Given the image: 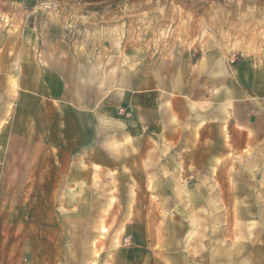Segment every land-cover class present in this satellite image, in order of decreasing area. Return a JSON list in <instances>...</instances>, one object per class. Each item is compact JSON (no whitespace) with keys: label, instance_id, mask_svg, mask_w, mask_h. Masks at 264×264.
Wrapping results in <instances>:
<instances>
[{"label":"rangeland","instance_id":"1","mask_svg":"<svg viewBox=\"0 0 264 264\" xmlns=\"http://www.w3.org/2000/svg\"><path fill=\"white\" fill-rule=\"evenodd\" d=\"M159 62L229 114L228 152L185 126L142 151L130 102ZM81 76L118 162L50 150L82 130ZM0 264H264V0H0Z\"/></svg>","mask_w":264,"mask_h":264},{"label":"crops","instance_id":"2","mask_svg":"<svg viewBox=\"0 0 264 264\" xmlns=\"http://www.w3.org/2000/svg\"><path fill=\"white\" fill-rule=\"evenodd\" d=\"M162 65L163 63L159 62L153 71L150 70V67L144 68L141 93L135 94L136 96L132 97L134 100L130 102L134 112L133 117L140 119L143 126L147 128L143 139L142 151L144 152L148 147H152L151 141L158 143L159 148L163 146V139L176 145V137L183 135V127L185 126L184 136H191L187 137L190 140V144L196 142L203 144V142H215L216 140L221 143V152H228L232 133L229 114H215L213 110L211 112L208 108L211 104L207 98L208 95L204 94L206 91L202 93L197 87L192 86V78H188V85L181 86V89L173 87L174 73L168 72ZM82 70L83 68L81 67L80 71ZM83 71L86 73L87 69ZM83 77L81 76L79 79V87L85 90L91 89L92 84H89L86 77ZM127 87H131V85L129 84L128 86L127 84ZM88 92L91 95L90 98L79 105V111H81L79 115L81 119L80 125L82 128V130L80 129V134H73V139H71L72 134L70 133L61 135L59 130L55 131V133L52 131V138L48 136L47 143L51 151L59 153L74 151L73 148H70V145L72 142L77 143L79 151L95 153L93 158L90 156V164L94 167L106 166V164H111L112 161L118 162L120 159L115 158L114 155H107L110 162L104 161L100 163L98 162V157L103 156L102 153L104 152L116 150L113 145L119 144L125 133L122 131L110 136L109 134L104 136V132L101 130L102 120L100 113L109 109V105L102 103L103 96L101 97V93L98 90L94 91L91 89ZM200 97L203 98L200 100ZM67 101L68 99L62 96L60 103L56 104L53 102V105L48 104L57 109H55L57 114L62 113V115L58 114V119H63L64 124L65 121H70V112H72L70 111L71 105ZM199 104L204 105L205 109L200 110ZM222 108H224V105H222ZM85 111L90 114H85ZM57 121L59 122V120ZM31 126L34 127L33 123ZM50 126L51 124L48 126L49 129ZM53 129L56 128L53 127ZM215 129L218 131L217 134H215ZM37 135L33 133L31 136L32 143L38 144ZM238 136L244 139V144L253 142L247 133L239 132ZM226 140H228L229 148L226 147ZM186 144L188 143L184 142L181 146ZM185 149L195 150L192 145Z\"/></svg>","mask_w":264,"mask_h":264}]
</instances>
